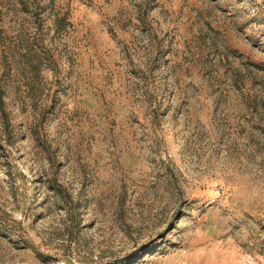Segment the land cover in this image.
I'll return each mask as SVG.
<instances>
[{
  "label": "rangeland",
  "instance_id": "374dc122",
  "mask_svg": "<svg viewBox=\"0 0 264 264\" xmlns=\"http://www.w3.org/2000/svg\"><path fill=\"white\" fill-rule=\"evenodd\" d=\"M0 264H264V0H0Z\"/></svg>",
  "mask_w": 264,
  "mask_h": 264
},
{
  "label": "trees",
  "instance_id": "16d2710c",
  "mask_svg": "<svg viewBox=\"0 0 264 264\" xmlns=\"http://www.w3.org/2000/svg\"><path fill=\"white\" fill-rule=\"evenodd\" d=\"M59 20V19H58Z\"/></svg>",
  "mask_w": 264,
  "mask_h": 264
}]
</instances>
